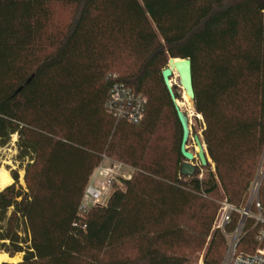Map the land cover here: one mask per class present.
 Listing matches in <instances>:
<instances>
[{
    "label": "trees",
    "instance_id": "obj_1",
    "mask_svg": "<svg viewBox=\"0 0 264 264\" xmlns=\"http://www.w3.org/2000/svg\"><path fill=\"white\" fill-rule=\"evenodd\" d=\"M170 58L191 60L204 123L210 161L192 177ZM115 82L146 98L138 123L107 111ZM13 135L28 161L0 190V251L24 256L2 264H223L219 202L245 208L264 148V0H0V146ZM107 159L132 174L81 213ZM259 198L264 212V179ZM256 233L249 219L238 250Z\"/></svg>",
    "mask_w": 264,
    "mask_h": 264
},
{
    "label": "built area",
    "instance_id": "obj_2",
    "mask_svg": "<svg viewBox=\"0 0 264 264\" xmlns=\"http://www.w3.org/2000/svg\"><path fill=\"white\" fill-rule=\"evenodd\" d=\"M145 103L146 98L142 94L123 83L115 82L110 89L106 108L118 120L138 123L144 117ZM122 167L128 166L107 159L95 169L79 207L81 213H86L92 207L105 205L108 202L115 186L121 181L119 169ZM263 179L264 148L245 208L238 209L225 198L219 202L214 227L219 228L228 239V248L223 264H264V212L259 198ZM235 212L240 214L238 226L233 232L227 233L226 226L231 222ZM248 219L254 221L257 232L256 241L259 244L252 252L238 250L245 222Z\"/></svg>",
    "mask_w": 264,
    "mask_h": 264
},
{
    "label": "water",
    "instance_id": "obj_3",
    "mask_svg": "<svg viewBox=\"0 0 264 264\" xmlns=\"http://www.w3.org/2000/svg\"><path fill=\"white\" fill-rule=\"evenodd\" d=\"M175 72L179 75L182 88L188 95L190 101L194 103L195 92L193 87L191 60L189 58H170L167 67L162 70V77L171 99L174 102L175 110L183 132L180 151L185 160L181 164L180 174L192 177L196 174L198 169V165L195 164L194 161L198 159L200 165L204 167L207 165V162L210 161V158L207 154L205 143L201 139V136L197 134L193 136L194 142L199 149L197 155L188 148L187 144L191 138L192 132L189 124V117L179 105L173 89L172 76ZM23 183H25L24 179Z\"/></svg>",
    "mask_w": 264,
    "mask_h": 264
},
{
    "label": "rangeland",
    "instance_id": "obj_4",
    "mask_svg": "<svg viewBox=\"0 0 264 264\" xmlns=\"http://www.w3.org/2000/svg\"><path fill=\"white\" fill-rule=\"evenodd\" d=\"M59 16H60L59 18L62 20L68 19V14H66L65 11L64 12H62V10L59 11ZM172 83H173V86H176L178 94L180 95V99H178V101L184 103L181 106V108L189 117V124L191 127L192 134H191V138L187 144L188 148L195 155H197V152L199 149L194 142L193 136L197 134V135L201 136V139L203 140L202 130L204 128V123H203L202 116L196 113L195 106H194V103L192 101L190 102L189 99H188L189 102L184 100V93L185 92H184V89L182 88V86L180 84V78H179V75L177 73H175L172 76ZM17 139H18V136L13 135L10 142L6 146H3V147L0 146V168H4L6 171L9 172L10 175L13 171H18V174L20 177V183L22 185H24V183H23L24 172H25L24 168H25L28 160H25L22 162L18 159L19 151H18V148L16 145ZM194 163L198 165V168L202 167L200 165V163L198 164V159L195 160ZM119 171L121 174L120 178H129L132 174V170L128 167H122L119 169ZM203 173H204V169H201V174L199 175V177H202ZM120 183H121V181L118 184H120ZM248 220H246V222ZM246 222H245V225H246ZM243 235H244V229L242 232V237H243ZM23 256H24L23 253L18 254L17 262L21 261L23 259Z\"/></svg>",
    "mask_w": 264,
    "mask_h": 264
},
{
    "label": "bare ground",
    "instance_id": "obj_5",
    "mask_svg": "<svg viewBox=\"0 0 264 264\" xmlns=\"http://www.w3.org/2000/svg\"><path fill=\"white\" fill-rule=\"evenodd\" d=\"M188 99H189V97L185 92L184 93V100L189 102L190 99H189V101H188ZM178 103L180 106H182L184 104L183 102H179V101H178ZM13 182H14V180H13L12 176L9 174V172L6 171L4 168H0V190L5 188L6 186L12 184ZM17 258H18V254L11 257L8 253L0 251V264L2 262H17V260H18Z\"/></svg>",
    "mask_w": 264,
    "mask_h": 264
}]
</instances>
